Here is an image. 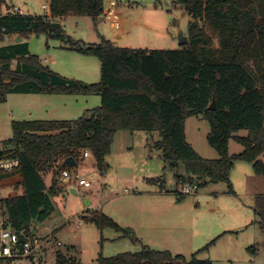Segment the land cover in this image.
Wrapping results in <instances>:
<instances>
[{
    "label": "trees",
    "instance_id": "trees-1",
    "mask_svg": "<svg viewBox=\"0 0 264 264\" xmlns=\"http://www.w3.org/2000/svg\"><path fill=\"white\" fill-rule=\"evenodd\" d=\"M188 13L187 42L179 48H127L102 37L87 45L66 36L56 20L74 12L96 19L103 0H50V16L0 14V40L4 34L45 33L65 41V48L98 57L100 79L88 85L62 76L43 65L27 48V42L0 47V102L9 93H96L100 104L73 120H13L11 137L0 147V157L16 158L11 170L0 169V190L12 191L0 197L8 224L20 240L33 234V223L43 222L53 211L51 197L60 189L57 173L49 186L44 174L56 162L80 151H90L102 167L114 133L157 131L154 142L172 167L181 164L195 182H228L235 160L252 163L254 173L264 177V0H177ZM208 25L218 36L212 46ZM15 60V67L11 62ZM212 100L215 107L209 108ZM202 116L209 123L208 143L218 157L198 155L185 138L189 116ZM245 130V135L237 134ZM243 150L230 154L228 141ZM21 191L20 193L18 191ZM180 194V193H179ZM182 195V194H180ZM255 212L264 231V196H255ZM101 226H110L138 241L129 228H122L104 213L94 216ZM206 246V245H205ZM204 246V247H205ZM187 259L166 249L142 245L139 251L99 256L97 264H211ZM56 264H79L56 253Z\"/></svg>",
    "mask_w": 264,
    "mask_h": 264
},
{
    "label": "rangeland",
    "instance_id": "rangeland-1",
    "mask_svg": "<svg viewBox=\"0 0 264 264\" xmlns=\"http://www.w3.org/2000/svg\"><path fill=\"white\" fill-rule=\"evenodd\" d=\"M110 1L117 2L119 29L102 17L94 20L83 14L68 13L56 20L66 36L87 45L100 43L103 37L119 47L172 49L179 48L182 38L187 37L190 17L177 0H103V5ZM43 2L0 0V14L8 12V6L13 5L24 14L45 15L49 10L42 9ZM206 33L212 46L218 48L216 32L206 25ZM3 36L0 45L10 42L9 35ZM26 41L31 54L62 76L84 85L99 81L97 56L65 48V41L45 33H30ZM54 94L9 93L0 102V147L11 137V122L20 119V113L36 109L32 104L35 100L49 103L56 100L55 115L63 113L73 119L100 104L96 93ZM80 104L87 106L81 109ZM184 129L187 142L198 155L205 159L218 157L217 150L207 141V119L189 116ZM160 138L157 131L120 129L113 135L102 167L90 151L88 157H83L80 151L75 165L63 168L53 165L44 174L46 183L50 184L54 172L58 176L67 170L73 176L71 182L76 193L68 189L69 184L60 182L64 190L51 197L53 211L43 222L33 223V235L44 239L37 264H56L57 252L79 264H97L100 255L139 251L142 243L181 253L187 259L197 251L198 259H208L211 264H264V231L255 212V196H264V177L254 173L251 162L235 160L228 182H203L194 193L180 195L176 177L187 174L181 164L172 167L164 160L162 150L154 145ZM242 150L240 143L229 139L230 154ZM261 159L264 161V153ZM152 175L161 180V185L154 187L164 195L150 198L139 192L147 187L144 176ZM81 177L90 180L91 186L78 185L75 179ZM6 194L7 191L0 192V197ZM100 213L119 225H133V234L139 241L122 236L113 227H101L94 218ZM36 263L25 258L0 259V264Z\"/></svg>",
    "mask_w": 264,
    "mask_h": 264
},
{
    "label": "built area",
    "instance_id": "built-area-1",
    "mask_svg": "<svg viewBox=\"0 0 264 264\" xmlns=\"http://www.w3.org/2000/svg\"><path fill=\"white\" fill-rule=\"evenodd\" d=\"M42 9L50 10V0H44L41 4ZM117 2L110 1L106 6L103 7L102 13L99 17H102L111 22L115 29L121 27V20L117 14ZM10 14H24V12L13 5L8 6V12ZM12 64H15V60H12ZM83 157H87L89 152L84 150L82 153ZM18 165V159L16 158H4L0 157V169L11 170L13 167ZM57 180L60 182H71L73 176L67 171L62 170L57 176ZM78 185L89 187L91 181L85 178L75 179ZM179 193L182 195L194 193L198 186L195 182H189L187 180H179ZM0 204V259H28L29 261L36 263L41 258V249L44 245V239L39 238L36 235L27 236L24 240H20L19 233L10 227L7 221V215L1 208ZM37 264V263H36Z\"/></svg>",
    "mask_w": 264,
    "mask_h": 264
},
{
    "label": "crops",
    "instance_id": "crops-1",
    "mask_svg": "<svg viewBox=\"0 0 264 264\" xmlns=\"http://www.w3.org/2000/svg\"><path fill=\"white\" fill-rule=\"evenodd\" d=\"M7 13V12H6ZM69 13H73V14H77V13H74V12H69ZM2 14H5V13H2ZM45 15H47V16H50V10L45 14ZM7 35H9V37H10V42H6L5 44H2V45H0V47L1 46H4V45H8V44H13V43H18V42H27L26 41V36H21V35H19V34H17V33H11V34H7ZM20 36V41H18V42H15V38L17 37V36ZM4 38V36L2 37V39ZM1 39V40H2ZM27 48H28V51H29V47H28V42H27ZM29 53L31 54V52L29 51ZM43 60H45L44 58H43ZM14 68L15 66H11V68ZM29 93H32V92H29ZM34 93V92H33ZM36 93V92H35ZM37 93H40V92H37ZM54 94V93H53ZM55 94H57V95H59V94H64V93H55ZM54 94V95H55ZM49 95H52V94H49ZM7 99V98H6ZM34 106H37L38 107V109H37V107H36V109H34V108H31V109H28V112H25V113H20L19 114V118L20 119H17V120H41V121H52V120H55V121H62V120H65V121H68V120H73V118H70V117H66L67 115H63V113H60L61 115H55V111H56V100L54 101H52L51 103H49L48 101H44L43 99H40V100H35L34 101V103H32ZM80 106H81V109H84V108H86V104H80ZM86 110V109H85ZM87 110H90V109H87ZM24 111H27V109H25ZM23 114V115H22ZM34 116V117H32L31 119H27V118H25L24 116ZM22 116V117H21ZM240 135H242V134H240ZM243 135H245V134H243ZM10 138V137H9ZM89 156V155H88ZM87 156V157H88ZM59 163L60 162H56L54 165L56 166V167H58V165H59ZM45 173H47V171L45 172ZM145 178H144V181H145V183H146V185H147V187L146 188H144L143 190H140L139 192L142 194V193H144V194H146V195H148V197H150V198H152V197H154V196H157V195H164L161 191H159L157 188H155L154 187V184H156V185H161V180L158 178V176L157 175H152V176H144ZM45 178V177H44ZM83 178V177H82ZM45 180V179H44ZM177 181V180H176ZM45 183H46V181H45ZM63 183H67V182H63ZM67 184H69V186H68V189L71 191L72 190V188L75 190V188H74V186H73V184H72V182H68ZM46 185L47 186H49L50 184H48V183H46ZM91 186V185H90ZM10 189H11V187H7V188H3V189H1L0 190V192H6L7 191V194L10 192ZM63 190H64V187H62L61 186V184H60V189H59V191L55 194V195H57V194H60V193H62L63 192ZM9 191V192H8ZM21 192V191H20ZM19 192V193H20ZM75 193H76V190H75ZM6 194V195H7ZM6 195H2V197H5ZM54 195V196H55ZM118 224V223H117ZM119 225V224H118ZM119 226H121L122 228H129L130 230H131V232H132V234H133V231L135 230L134 229V226L133 225H131V224H128V225H124V226H122V225H119ZM121 235L122 236H124V234H123V232L121 231ZM134 235V234H133ZM126 236V235H125ZM135 236V235H134ZM136 237V236H135ZM137 238V237H136ZM137 240L139 241V239L137 238ZM57 244H59V242H57ZM142 245H147V246H149L148 244H141V246ZM150 247V246H149ZM166 250H169V249H166ZM170 251V250H169ZM171 252V251H170ZM171 253H173V252H171ZM173 254H181V253H173Z\"/></svg>",
    "mask_w": 264,
    "mask_h": 264
},
{
    "label": "water",
    "instance_id": "water-1",
    "mask_svg": "<svg viewBox=\"0 0 264 264\" xmlns=\"http://www.w3.org/2000/svg\"><path fill=\"white\" fill-rule=\"evenodd\" d=\"M20 41V36L18 35L16 38H15V42H18ZM187 42V37L186 38H182L181 40V45L185 44ZM215 107V103H214V100H212L209 108L213 109ZM76 164V161L75 159H73L71 156H67L63 159L62 161V166H66V165H75ZM71 192L75 193V190L72 188Z\"/></svg>",
    "mask_w": 264,
    "mask_h": 264
}]
</instances>
